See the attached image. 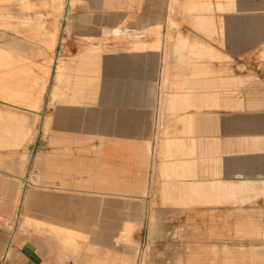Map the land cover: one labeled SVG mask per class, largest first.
<instances>
[{
    "label": "crops",
    "instance_id": "0c3cea01",
    "mask_svg": "<svg viewBox=\"0 0 264 264\" xmlns=\"http://www.w3.org/2000/svg\"><path fill=\"white\" fill-rule=\"evenodd\" d=\"M100 1L106 2L110 28L129 23L132 30L161 27L159 31H164V24L172 19L174 38L134 39L123 45L124 50L100 57L102 78L108 81L98 104L107 121L106 146L97 153H81L85 161L81 166L67 163L59 174L49 169L53 180L23 196L20 228L39 210L51 215L50 224L65 231L32 237L0 233V264H131V252L116 245L120 228L115 227L118 216L124 219L122 225L129 223L126 200L131 199L120 195L124 206L117 210L114 193L145 197L150 191L151 145L158 134L170 138L159 150L179 154L172 164L173 174L212 179L203 181L205 185L264 178V71L252 72L245 86L244 72L238 67L246 58L264 65L260 56L264 54V0ZM96 4L80 9L83 22L97 20ZM215 32L224 49L219 60L212 56V48L219 45L212 40ZM148 46L170 47V56L159 49L147 50ZM219 63L234 70L213 76L212 66ZM79 78L83 82L75 84L78 91L91 84L83 74ZM213 79L220 82L217 89ZM213 95L220 96L218 108H213ZM163 143L171 147L165 149ZM172 182L180 185L174 190L184 192L194 191L197 183L190 186L182 178ZM19 188L12 202H20ZM29 192L31 199L24 201ZM2 211L15 216L7 207Z\"/></svg>",
    "mask_w": 264,
    "mask_h": 264
},
{
    "label": "rangeland",
    "instance_id": "374dc122",
    "mask_svg": "<svg viewBox=\"0 0 264 264\" xmlns=\"http://www.w3.org/2000/svg\"><path fill=\"white\" fill-rule=\"evenodd\" d=\"M95 2L97 20L83 22L80 9ZM106 8V2L100 0H0V168L6 170L1 174L8 178L0 184V205L15 213L12 218L0 208V233L5 236H56L64 230L50 224L51 215L39 210H34L20 228L25 212L23 196L35 187L30 180H53L49 169L59 174L67 163L81 166L85 162L81 153H97L106 146V116L98 108L102 88L108 82L102 78V56L124 50L123 45L134 39L174 38L172 19L164 24V31H159L161 27L132 30L129 23L110 28ZM220 39L218 32L212 34V40L219 43L212 48L213 60L223 55ZM146 49H159L165 56H170L171 50ZM260 56L264 58L263 53ZM254 60L246 58L238 65L244 72L245 86L251 82L252 72L264 71L262 62ZM224 66L213 64L212 75L234 70ZM81 74L91 84L78 91L75 84L83 82ZM219 84L213 79V89ZM219 101L220 96L213 95V108L220 106ZM168 140L160 134L153 139V184L144 197L148 204L145 218L131 223L133 227L121 225L117 246L131 252V264H264V178L205 185L203 181L212 179L173 174L172 164L179 154L167 148L170 144L163 143L168 150H159ZM20 175V202H12ZM181 178L190 186L197 182V193L174 190L180 185L172 181ZM201 188L208 190L201 192Z\"/></svg>",
    "mask_w": 264,
    "mask_h": 264
},
{
    "label": "bare ground",
    "instance_id": "6f19581e",
    "mask_svg": "<svg viewBox=\"0 0 264 264\" xmlns=\"http://www.w3.org/2000/svg\"><path fill=\"white\" fill-rule=\"evenodd\" d=\"M40 159H41V155H40V157L39 158H37V166H39L40 165V163H41V161H40ZM36 168H39V167H36ZM1 173H7L6 172V170L5 169H1L0 168V184L2 185V184H4L5 182H7L8 181V178L4 175V174H1ZM20 178L21 179H23V176H19V178H17V179H19L20 180ZM26 178V177H25ZM16 179V180H17ZM28 179V178H27ZM30 180V179H29ZM35 180V179H34ZM21 181L22 180H20V182L19 183H17L18 184V187H19V185H21ZM30 182L34 185V186H38V187H44L47 183H44V182H34V181H32V180H30ZM170 185V184H169ZM170 187V186H169ZM172 187V186H171ZM32 188V187H31ZM167 188V187H166ZM201 190V192H207V190H208V188H201L200 189ZM166 191H167V189H166ZM170 191V190H169ZM191 192H193V193H197V191L195 190V191H191ZM98 193V192H97ZM102 194V193H101ZM124 194H126V196L128 197V199H131V200H126V207H129V213H130V217H129V223H128V226L127 227H129V225H131V223H137V222H140L141 221V219L142 218H145V207H144V201H142V199H144V197L143 196H141V195H138V194H133V193H130V194H127V193H114V196H115V198H114V196H111V197H113L115 200L114 201H116V208H117V210H121L122 208H123V206H124V202H123V197H120V195H124ZM177 194V193H176ZM17 195V194H16ZM15 195V196H16ZM31 195H32V192L30 193H27V196H26V198H25V200L24 201H28L29 199H31ZM15 196H12L11 197V201L13 200V198L15 199ZM165 196V195H164ZM172 196V195H171ZM170 196V197H171ZM94 197H96V195L94 196ZM129 201V202H128ZM25 204H26V202H25ZM151 207V206H150ZM121 208V209H120ZM151 209V208H150ZM151 213V212H150ZM149 216H150V214H149ZM151 217V216H150ZM118 218H120V219H118L120 222H116V224H115V227H116V229H118L119 227H121V225H122V223H123V221H124V219H123V217L122 216H118ZM151 221V219L149 218V222ZM134 226V224L133 225H131V227H133ZM120 244V243H119ZM119 244H117V242H116V245H119ZM145 249H146V247L142 250V251H145ZM141 253V252H140ZM143 256H144V253H143ZM142 260H143V257H142ZM140 261V260H139ZM142 263H143V261H142Z\"/></svg>",
    "mask_w": 264,
    "mask_h": 264
}]
</instances>
